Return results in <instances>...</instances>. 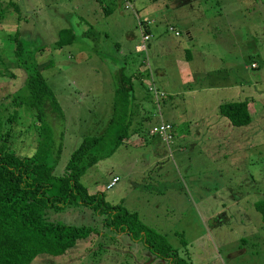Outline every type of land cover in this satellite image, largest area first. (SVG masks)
<instances>
[{"label": "rangeland", "instance_id": "obj_1", "mask_svg": "<svg viewBox=\"0 0 264 264\" xmlns=\"http://www.w3.org/2000/svg\"><path fill=\"white\" fill-rule=\"evenodd\" d=\"M15 2L24 9H16L21 25L29 29L23 47H45L34 55L60 105L45 101V121L62 145L54 173L65 172L84 136L104 133L121 78L118 70L124 66L126 75L132 74L147 57L134 49L141 40L139 23L145 20L149 23L143 28L149 27L153 37L147 45L150 69L148 64L143 69L152 70L154 82L166 92L160 110L173 121L177 138L170 148L163 145L162 155L155 154L148 144L158 137L149 134V127L158 111L147 100V112L141 114L149 117L143 121L134 114L125 144L89 166L81 180L91 191L103 192L109 203L137 211L144 223L166 233L174 247L187 243L193 264H264V223L255 206L264 199V0H135L133 9L90 25L98 31L86 34L78 10L62 16L59 0ZM61 3L66 7L71 2ZM69 24L75 26L73 42L56 46V31ZM104 28L106 35H100ZM7 30L0 32V105L6 107L12 148L30 156L36 151V110L12 103L15 95H27L28 73L16 62L14 38L7 37ZM56 49H62L61 57ZM188 58L194 79L182 83L179 70ZM49 62L53 65L44 68ZM150 79L132 78L137 94L150 95ZM228 90L234 95L228 96ZM231 100H248L250 124L230 126L219 113L220 104ZM116 176L119 180L109 186ZM223 208L232 215L215 228L211 214ZM48 218L92 225L97 231L63 255L40 254L30 264L165 262L126 232L106 227L104 216L90 206L49 209ZM239 246L246 251L228 256Z\"/></svg>", "mask_w": 264, "mask_h": 264}, {"label": "trees", "instance_id": "obj_2", "mask_svg": "<svg viewBox=\"0 0 264 264\" xmlns=\"http://www.w3.org/2000/svg\"><path fill=\"white\" fill-rule=\"evenodd\" d=\"M146 30L150 31L149 27ZM74 38L71 28L62 29L55 44L68 45ZM14 42L16 62L28 73V93L15 95L12 103L36 110V151L24 156L12 148V131L5 125L6 107L0 105V264H30L40 254L60 256L74 247L78 239L95 233L97 229L92 225L48 218L49 209L64 210L73 204L92 207L104 216L106 227L118 233L126 232L135 241H141L152 254L165 259L163 264H193L187 243L185 248L174 247L166 233L144 223L137 211L122 203H109L103 192L89 191L81 180L89 166L111 157L131 135L135 100L133 76L126 75L125 69L120 70L113 112L104 133L84 136L72 151L65 172L56 175L54 169L62 145H57L45 121V101L51 99L54 106L59 108L60 105L34 55L44 47L26 51L20 38L16 37ZM51 66L49 62L44 68ZM147 75H150L149 69ZM154 105L158 108L155 102ZM249 109L248 100L228 101L220 105L219 113L232 124L245 125L251 122ZM12 114L17 115L18 111L15 109ZM255 206L264 223V199Z\"/></svg>", "mask_w": 264, "mask_h": 264}, {"label": "crops", "instance_id": "obj_3", "mask_svg": "<svg viewBox=\"0 0 264 264\" xmlns=\"http://www.w3.org/2000/svg\"><path fill=\"white\" fill-rule=\"evenodd\" d=\"M69 1L71 3L69 5H67L66 7H64L61 3V0H59L58 6L59 7L61 6L60 7V9L62 8L61 11L65 10V14H62V16H66L67 13L72 14L74 9L78 10V12H76L78 14L77 19L80 20L81 25H83V21H84L85 28H84V30H82L84 32V34L90 33L91 30H97L93 26H90V25L95 26L97 24V22L99 23V21H101V20H108L109 18L111 19L113 16L114 17L119 16L121 13H123V15H124V11L122 9H127L125 3L122 2L121 0H69ZM16 9L19 10L20 12H22V10H24L23 6H21V4L16 3L15 0H0V32L4 31L6 28L9 30V32L12 30V35H9V32H7V37L9 39L11 38V41L13 38L15 39L16 37H18L22 40L23 39L22 36L25 35L29 30L25 26L21 25V20L17 16V10ZM22 14H24V13H22ZM22 16L23 15H21V17ZM87 17H89V19H87ZM67 26L61 27L60 29H58L56 31L55 34L59 35V31H61L62 29L71 28L72 31L75 30V26L73 24H69ZM99 33H100V35H106V33H107L106 28L99 31ZM129 38L130 39L133 38L132 35H130ZM188 38H189V41L193 40V38H194L193 36H191L190 32H188ZM137 43L134 44L135 50H136ZM116 45H119V43L116 42ZM12 47H13V45H12ZM38 47H40V46H38ZM44 49H45V47H44ZM56 50L59 53L58 56L61 57V53H62L61 50L62 49H56ZM77 56L80 59L81 56H83V55L77 54ZM84 56H86V58H88V55L86 53ZM145 59H146V57H145ZM145 59L142 61V65L139 64L140 62L138 63L140 68H138L137 71L133 72L132 74L128 73L127 75L133 76V77L134 76L140 77L141 80H143V82L148 80V78H150V75L149 76L147 75V69H143V66L145 64H147ZM189 59L190 58H188L186 62L181 63L183 66H182V70L181 71L179 70L178 76H180L182 83H189L194 79L193 72H192L190 65H189V62H190ZM253 64H256V63H253ZM253 64H252V66H253ZM52 65H53V63H52ZM255 67H258V65L256 64ZM57 69L60 70V67H57ZM121 69H125V67L122 66L118 70V72H120ZM124 72H125V70H124ZM227 87H228V85L225 86V88H227ZM115 92H116V90L114 91V97H112L113 98V108H114V102H115ZM149 93H150V91H149ZM236 93H238V91H236ZM226 94L228 96H233L234 91L228 90V92H226ZM54 95L57 96L56 93H54ZM150 95H151V93H150ZM150 95L146 96V95H142V94H137L136 90H135L134 103L137 105V108L134 110V114H137L138 116H140V120L145 121V119H147L149 117L148 114L145 115V113H143V114H141V113L147 112L148 106L147 107L145 106V102L147 100L150 103L154 104L153 97H152L153 95H151V96ZM234 101H239V100H234ZM113 108H112V112H113ZM112 112H111V114H112ZM161 117L164 120L171 122L173 124V126L175 127L173 121L165 119L163 117L162 113H161ZM158 121H159V116L157 114H155L154 115V121L151 122V125L149 127V134L151 136H154V135H152L150 133V129H151L152 125L157 123ZM250 123L251 122H249L247 124H250ZM230 124H232V123L230 122ZM247 124H245V125H247ZM230 126H236V125L233 124ZM238 126H242V125H238ZM230 128H231L233 135L235 133H237L236 129H233V127H230ZM197 134H201V136L203 135V133L202 132L199 133L198 130H197ZM176 138H177V132H176V127H175V139ZM148 145L152 146L156 155H162L163 150H164L163 149L164 143L161 141V139L159 137L156 138L155 141H151ZM116 177H118V176H116ZM195 189H198V188H195ZM89 191H91L90 188H89ZM95 191H98V190H95ZM199 191H200V188H199V190H197V192H199ZM226 210L227 209L223 208V209L219 210L218 212L211 214L212 217H215L217 219V221H215V224H214L215 228H218L220 225L226 224L229 221L230 216L232 215V212H229L228 210L227 211ZM255 235L258 237L259 233H255ZM245 251H246V248H242V246H239V248H237V249L232 248V250L229 251L228 256L229 255H235L239 252H245ZM161 264H163V262H161Z\"/></svg>", "mask_w": 264, "mask_h": 264}, {"label": "built area", "instance_id": "obj_4", "mask_svg": "<svg viewBox=\"0 0 264 264\" xmlns=\"http://www.w3.org/2000/svg\"><path fill=\"white\" fill-rule=\"evenodd\" d=\"M122 2L125 3L126 7L129 9H133L134 8V1L135 0H121ZM145 23H149L145 20L140 21L139 25L141 26V40L140 42L137 44L136 46V50L138 52H147V57H148V49H147V45L149 40L153 37V33L152 31H147L145 30L143 27L145 26ZM171 30L174 31V34L176 36H179L180 33L178 30H176L174 28V26L170 27ZM146 57L145 61L148 64V67L150 69V64H149V60ZM256 64H253V67H255ZM150 82L148 84V88L149 91L152 93L153 95V99L154 102L157 104L158 106V113L157 115L159 116V121L155 124L152 125L151 129H150V133L154 136H158L161 141L167 146V147H171L172 144L175 143V127L173 126V124L169 121L164 120L161 117V100L162 98L165 96L166 92L164 89L160 88L155 82H154V77L152 74V70H150ZM119 180V177H115L113 179V181L111 182V184L109 186H113L117 181Z\"/></svg>", "mask_w": 264, "mask_h": 264}]
</instances>
